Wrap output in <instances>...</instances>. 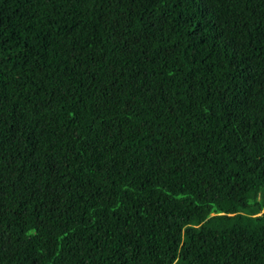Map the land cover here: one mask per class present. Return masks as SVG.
I'll return each instance as SVG.
<instances>
[{"label": "trees", "instance_id": "trees-1", "mask_svg": "<svg viewBox=\"0 0 264 264\" xmlns=\"http://www.w3.org/2000/svg\"><path fill=\"white\" fill-rule=\"evenodd\" d=\"M0 264H264V0H0Z\"/></svg>", "mask_w": 264, "mask_h": 264}]
</instances>
